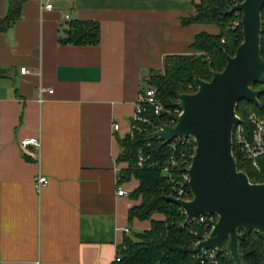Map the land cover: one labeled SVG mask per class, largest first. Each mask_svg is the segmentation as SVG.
Listing matches in <instances>:
<instances>
[{
  "label": "crops",
  "instance_id": "1",
  "mask_svg": "<svg viewBox=\"0 0 264 264\" xmlns=\"http://www.w3.org/2000/svg\"><path fill=\"white\" fill-rule=\"evenodd\" d=\"M51 2L24 1L0 31V264H119L126 239L151 228L129 217L139 181H121L119 139L152 73L220 28L183 22L201 0ZM7 7L0 0V17ZM75 20L98 23L99 43L60 42ZM27 137L40 148L22 147Z\"/></svg>",
  "mask_w": 264,
  "mask_h": 264
},
{
  "label": "trees",
  "instance_id": "2",
  "mask_svg": "<svg viewBox=\"0 0 264 264\" xmlns=\"http://www.w3.org/2000/svg\"><path fill=\"white\" fill-rule=\"evenodd\" d=\"M26 0H8L7 12L0 17V31H7L21 18V6ZM244 0H201L197 13L184 18L185 24L204 23L219 26V34L201 33L193 44L197 51L194 55L169 56L163 73L155 72L149 77L150 87L156 89L158 98L163 102L165 111L158 117H152L156 125L175 124L178 120L175 109L179 107L178 95L184 92H196V78L210 79L214 71H221L227 64V57L234 56L243 41L242 12L232 11L237 2ZM98 23L73 21L62 43L94 45L100 41ZM261 54L264 56V12H262ZM5 71L0 69V77ZM261 90L260 105L242 99L237 106L239 116L247 127L248 114L257 112L264 118V79L253 83ZM173 113H171V112ZM174 120V121H173ZM142 131L133 129L126 137L120 138L122 148L120 160L127 163L121 171V181L135 178L139 186L132 196L141 199V203L130 210V219L151 220V228L136 232L128 237L122 249L119 264H202L193 257L195 243L205 237L210 228L196 222L187 223L184 209L166 199L171 194L172 181L163 172V166L171 149L167 141L155 136V128L149 124L141 125ZM151 144V146H149ZM143 150L150 159L139 165V151ZM238 168L248 173L256 182L264 181V156L260 158L261 171L234 147ZM193 197L192 193H190ZM162 214L163 219H155ZM193 231V232H192ZM240 252L245 264H264V233L258 230L240 229ZM222 257L216 264H236L228 250L221 252ZM215 264V263H207Z\"/></svg>",
  "mask_w": 264,
  "mask_h": 264
},
{
  "label": "water",
  "instance_id": "3",
  "mask_svg": "<svg viewBox=\"0 0 264 264\" xmlns=\"http://www.w3.org/2000/svg\"><path fill=\"white\" fill-rule=\"evenodd\" d=\"M264 0H244L232 11L242 12L243 41L226 67L214 72L210 81L197 77L196 92L178 95L183 108L175 125H164L155 134L166 141L182 134H193L197 149L190 168L191 200L166 199L180 205L187 221L203 213H217L218 221L209 236L194 250L222 249L228 242L236 264H245L240 252V228L264 233V181L252 183L238 168L233 132L242 123L236 107L242 99L260 105L261 90L252 84L264 79L261 54Z\"/></svg>",
  "mask_w": 264,
  "mask_h": 264
},
{
  "label": "built area",
  "instance_id": "4",
  "mask_svg": "<svg viewBox=\"0 0 264 264\" xmlns=\"http://www.w3.org/2000/svg\"><path fill=\"white\" fill-rule=\"evenodd\" d=\"M52 6L53 4L51 0H45V4L43 6L44 9L50 10ZM20 71L21 73H24L25 68H20ZM164 111L165 106L163 102L158 98L156 89L154 87H148L144 89L139 96L136 104V110L131 120L132 130L137 128L138 130L142 131L141 125L149 124L155 128L156 133L159 129L163 128L164 125H175L177 122L175 124L165 123L160 125H156L154 123L152 117L161 116ZM182 113L183 108L179 105V107L175 109L173 114H176V116L179 118ZM248 124V127L244 125L243 122L236 125L233 132V146L236 147L237 150L241 152L245 156V158H247L252 163V166L256 170L261 171L260 158L264 156V118L257 112L251 111L248 114ZM115 128L118 129L119 125L115 124ZM155 136L157 135L155 134ZM157 137L161 138L160 136ZM167 142L170 145L171 152L164 163L163 172L165 175L170 177L173 183L170 195L174 196L177 199L186 201L191 200L192 197L190 193H192V191L189 185V181L191 178L190 168L193 164L194 156L196 154L197 139L193 134H182ZM20 145L22 147L33 146L35 148H40L41 142L37 137H27L20 140ZM149 146H151V144H149ZM148 159H150V156H146L144 151L140 150L138 160L139 165L143 166L148 161ZM46 183L47 178L43 175H37L34 178V185L36 189L41 188ZM127 193V190H125L121 186L119 187V195H126ZM193 221L197 224H204L205 227L210 228L209 231L205 234V237L195 243L196 246L198 243L205 240L209 236V232L213 230L215 224L218 221V214L203 213L192 218L189 221L186 220L187 223ZM222 250L223 248H211L207 250L200 249L199 251H195L193 257L202 264H216L222 257ZM117 260H121V257H118Z\"/></svg>",
  "mask_w": 264,
  "mask_h": 264
},
{
  "label": "rangeland",
  "instance_id": "5",
  "mask_svg": "<svg viewBox=\"0 0 264 264\" xmlns=\"http://www.w3.org/2000/svg\"><path fill=\"white\" fill-rule=\"evenodd\" d=\"M242 21V20H241ZM242 30H243V26H242ZM262 34V33H261ZM264 57V56H263ZM226 67V66H225ZM224 67V68H225ZM222 71V70H221ZM214 72H219V71H214ZM214 72H213V74H214ZM155 74H157V73H155ZM213 74H212V77H213ZM212 77L210 78V79H205V78H202V79H205V80H207V81H210L211 79H212ZM255 89H258L256 86H254V85H252ZM177 100H178V102H179V97L177 98ZM238 106V105H237ZM236 114H237V116H239V114H238V111H237V107H236ZM240 117V116H239ZM163 124H165V123H163ZM236 127V126H235ZM235 129V128H234ZM234 152V151H233ZM235 154V153H234ZM237 159V158H236ZM238 163V162H237ZM241 170V169H240ZM258 171V170H257ZM246 172V171H245ZM258 172H260V171H258ZM248 174V173H247ZM250 178V177H249ZM250 181L252 182V183H258V182H256V181H254V179L252 180L251 178H250ZM241 229V228H240ZM240 229H239V231H240ZM212 231V230H211ZM211 231L209 232V234L211 233ZM226 249V250H228V253H230V250H229V248H228V242H226L225 244H224V246H223V249Z\"/></svg>",
  "mask_w": 264,
  "mask_h": 264
}]
</instances>
